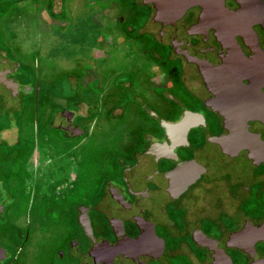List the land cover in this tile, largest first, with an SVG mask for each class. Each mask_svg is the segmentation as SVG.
I'll return each instance as SVG.
<instances>
[{"label": "flooded vegetation", "instance_id": "flooded-vegetation-1", "mask_svg": "<svg viewBox=\"0 0 264 264\" xmlns=\"http://www.w3.org/2000/svg\"><path fill=\"white\" fill-rule=\"evenodd\" d=\"M47 1L0 0V217L16 218L13 204L20 195L27 208L16 252L10 245L16 243L17 224L7 241L0 240V264H20L31 228L44 239L30 264H264V122L248 119L242 131L231 129L209 104L213 94L197 66L171 44L177 31L197 22L200 8L162 25L153 19L154 7L141 0ZM223 1L228 9L240 6ZM257 2L262 18L252 28L264 49V0ZM30 6L38 16L34 33L24 38L11 33L12 45L4 26L18 24ZM81 6L88 10L83 15ZM67 8L92 22L83 54L96 55V47L103 51L96 59L101 69L91 65L83 76L75 73L76 89L93 100L71 98L72 83L61 86L48 76V61L59 55L67 35L55 28L57 46L42 40L54 29L49 25L68 26V19H53ZM205 29L188 36L189 46L220 50L213 29ZM236 40L250 54L241 37ZM76 49L81 54L78 44ZM30 54L47 60L44 81L37 64L32 77ZM107 57L117 63L116 76L103 83ZM142 73L151 100L138 91ZM127 85L136 86L128 89L135 95L131 102L145 118L134 125L137 139L84 179L91 137V125L84 123L102 114L100 101L110 87L122 91ZM124 112L116 108L110 119L122 123ZM5 181H19L18 192Z\"/></svg>", "mask_w": 264, "mask_h": 264}, {"label": "rangeland", "instance_id": "rangeland-1", "mask_svg": "<svg viewBox=\"0 0 264 264\" xmlns=\"http://www.w3.org/2000/svg\"><path fill=\"white\" fill-rule=\"evenodd\" d=\"M72 0H68V3H70ZM75 1V0H73ZM117 2H121L122 0H114ZM47 2H51V0H48ZM64 2V0H63ZM80 2V1H79ZM83 2V0H81ZM80 2V3H81ZM84 5L85 3H81ZM79 4V5H81ZM87 5V4H86ZM31 7V6H30ZM85 7V6H84ZM81 11V14L85 11H88L87 8L83 9V6L79 8ZM68 10V8H67ZM70 10V9H69ZM65 11L66 14L64 16H57L54 15V20H60L62 18L68 19V26L64 27H58L59 25H55L56 23H53L51 28H54L50 33V27L47 26L49 29L48 35H45V39L42 40L43 44H49L50 46L56 45L57 42L60 40L58 31L63 29L61 31L62 33L66 34V38L62 39V45L64 46L63 49L59 51V55H55L53 57H50L49 59V66L52 70L50 73V68L48 71V76L51 78V82H57L59 84H62L61 86H65L67 83H72L71 87H74L75 90H73L74 93H71V98H77V99H84V100H93L92 95L89 94V92L81 91V89H76V85L74 84L76 78L78 75H82L83 71L86 70L88 66L96 67L97 69L100 67L102 68L101 62L100 65L97 63L96 59H102L103 58V51L100 47H96V55L88 56L83 54V52L86 51L88 46L91 43L93 32L92 29L89 30L88 27H92V22L88 20L87 17L84 19H78L77 15L74 16L73 12L71 11ZM87 13V12H86ZM77 14V13H76ZM17 14L15 12H12L10 14V18L13 19L16 17ZM80 15V14H78ZM83 15V14H82ZM74 17V20L71 21V18ZM22 20L18 22V24H12L9 23L4 26L5 36L8 39L10 43L13 42L12 38L10 37L11 33L13 34H19L20 38L29 37L32 36L31 34L34 33L32 29L34 28V22H37L38 16L36 15L33 6L29 9L26 8L23 15ZM83 20V21H82ZM95 20H93L94 22ZM45 22V21H44ZM46 22H48L46 20ZM47 24V23H46ZM91 24V25H88ZM45 25V24H43ZM76 26H78L79 31L77 32ZM57 28V30L55 29ZM45 29V28H44ZM79 45L81 48V54H77L76 45ZM12 45H15L13 42ZM106 48H108L105 44L103 45ZM57 51V49H56ZM56 53V52H55ZM66 55V56H65ZM35 59L37 60L35 63ZM27 64L29 66V71L32 75V77H35V69L34 64L38 65L39 70L37 71L38 77L40 80H43L45 77V64L47 60L39 55H36V58L34 55L30 54V56L26 59ZM105 67L100 72V81L103 83L107 82H115V69L117 66V63H113V60L111 58H104ZM51 64V65H50ZM36 65V66H37ZM96 65V66H95ZM75 73H81V74H75ZM85 75V74H84ZM75 76V78H73ZM77 76V77H76ZM83 76V75H82ZM127 76H131V74H128ZM144 76H147L144 74ZM143 73H142V82L139 86L138 91H140L143 95L142 97L149 96L150 100L153 99V92L152 88L149 84V82L144 79ZM44 81V80H43ZM50 82V81H49ZM106 86V84H104ZM128 86V85H127ZM126 86V87H127ZM132 86V85H131ZM70 87V88H71ZM133 87V86H132ZM130 87H127V90L124 88L122 91H118L117 88L112 89L109 88L107 94L103 95L102 100L100 101V109L101 115L98 116L94 122L93 120L87 123H84V126H90L91 128L88 129L91 133L90 137V143H89V154L85 155V160L83 161V168L84 170L81 173V177L84 179H88L89 174L93 172V168L96 167L97 169L103 165H106V163L113 161L114 156L119 155L124 150L128 149V146H130V143H134L136 137V132L134 131L135 127L134 125H137L139 121L144 120V114H137L136 106L131 102L132 98H135V95L132 93H129ZM131 89V88H130ZM136 90V86L131 89ZM132 96V98L130 97ZM70 97V96H69ZM120 97V98H119ZM120 99V101L116 100ZM73 99H71L73 101ZM134 102V101H133ZM71 104V103H70ZM109 104V105H108ZM104 105H108L107 108L104 107ZM71 108H74L73 103L69 106ZM103 107V108H102ZM123 107V110L125 111L122 116V123L120 121H117L116 118H114L113 121L110 119V114L112 111H114L116 108ZM94 113V112H92ZM29 114H27V119L29 118ZM138 122H137V121ZM119 124H122V128L120 129ZM124 124H128V127H125ZM124 126V127H123ZM130 126V127H129ZM88 128V127H87ZM128 129V130H125ZM30 129L27 131L29 132ZM121 130V131H120ZM124 153V152H123ZM95 162V163H94ZM110 162L108 165H110ZM98 164V165H94ZM103 165V166H104ZM95 168V170H97ZM94 178H91V183L94 184ZM10 189L13 190L14 193H17L18 187H19V181H5ZM87 182V181H85ZM90 181H88L89 183ZM8 188V189H9ZM5 195L10 197L11 193H9L7 190L5 191ZM24 196L20 195V197L14 202L13 208L14 211L17 212L16 218L13 219V216L10 217H0V240L7 241L8 233L13 232V227H16V224L18 226L15 237H16V243H12L10 245V249L12 252H16L17 245L23 238L24 232H25V213L27 212L26 203L25 206H23L24 203ZM13 214H15L13 212ZM9 216V215H7ZM32 220V217H31ZM17 222V223H16ZM33 222V221H32ZM13 226V227H12ZM34 224H32V227ZM44 237L38 233L34 232V228H31L30 234H29V242L23 247V249L19 253V262L20 264H30L29 258L31 256L33 259H35L36 254L38 251L35 249L36 244L38 245ZM40 252V251H39ZM26 259V261H25Z\"/></svg>", "mask_w": 264, "mask_h": 264}, {"label": "water", "instance_id": "water-1", "mask_svg": "<svg viewBox=\"0 0 264 264\" xmlns=\"http://www.w3.org/2000/svg\"><path fill=\"white\" fill-rule=\"evenodd\" d=\"M155 9L153 19L174 25L185 12L199 7L196 23L172 37L175 51L195 64L213 97L209 104L224 116L231 129L241 130L248 119L264 122V49L252 25L262 18L257 0H237L239 7L228 9L223 0H141ZM212 28L221 49L206 46L194 50L188 36ZM236 36L250 50L245 55Z\"/></svg>", "mask_w": 264, "mask_h": 264}]
</instances>
